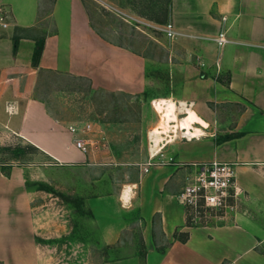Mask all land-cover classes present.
Instances as JSON below:
<instances>
[{
  "label": "crops",
  "instance_id": "crops-1",
  "mask_svg": "<svg viewBox=\"0 0 264 264\" xmlns=\"http://www.w3.org/2000/svg\"><path fill=\"white\" fill-rule=\"evenodd\" d=\"M0 14V87L7 102L0 114L8 129L43 158L35 166L0 165L3 264H37L33 222H43L37 213L40 197L54 192L68 206L75 195L83 196L90 210L87 222H100L98 203L108 216L105 222L111 223L106 225L126 222L136 213L143 222L144 264H264V0H170L167 21L184 35L175 38L182 47L170 42L164 59L103 31L97 0H0ZM222 27L230 41L218 47L212 37ZM38 39L44 44L34 65ZM43 72L70 75L92 89L127 96L163 81L158 97L167 98L155 105L172 101L177 115L168 135L177 125L176 134L183 126L190 137L178 133L166 138L158 153L149 156L172 160L153 163L146 171L131 169L130 179L115 191L106 176L108 188L67 187L56 167L77 165L101 181L99 173L109 162L77 147L74 138L86 141L84 135L70 132L73 123L50 111L39 94ZM212 159L235 162L240 188L235 206L226 209L227 221L188 224L176 194L185 175L196 170L195 163ZM64 208L59 222H70L64 214L71 207ZM111 262L131 264L129 258Z\"/></svg>",
  "mask_w": 264,
  "mask_h": 264
},
{
  "label": "rangeland",
  "instance_id": "rangeland-1",
  "mask_svg": "<svg viewBox=\"0 0 264 264\" xmlns=\"http://www.w3.org/2000/svg\"><path fill=\"white\" fill-rule=\"evenodd\" d=\"M97 2L102 9L101 24L105 27L103 31H113L115 39H121L131 47L144 50L154 59L165 58L170 42L182 47L180 40L176 42V39H170L157 29L137 26L135 21L128 18L131 15L163 24L169 16L170 0ZM40 78L39 94L45 97L48 108L54 115L78 127L88 121L103 129H79L86 138L90 151L101 160L109 162L106 165L108 169L99 173L103 178L101 181L92 179L88 177L87 171L84 172L83 167L77 165L56 167V173L62 178L66 177L67 187L74 188V184L82 191L92 186L108 188L104 179L106 176L115 191L130 179L131 169L139 171L140 166H144L151 152L149 133L162 123L160 113L154 105L159 99L167 98L158 97L166 86L163 81L151 82L148 92L127 96L106 92L100 88L92 89L88 83L70 75L43 72ZM3 95L0 87V107L7 104L2 99ZM153 97L156 98L152 99ZM6 113L9 111L6 110ZM181 118L183 117H180V121ZM4 119L0 114V165H38L43 160L41 153L35 146L9 130ZM181 132L182 129L178 133ZM207 133L205 131L203 134ZM120 161L129 162L125 163L129 166L121 165ZM54 193L40 197L42 206L37 213L43 222H33L37 264H113L111 261L127 258L131 264H144L140 258L144 253V243L140 237L143 222L136 213L127 217L126 222L106 225L108 216L98 203L96 213L100 216V222H87L90 210L84 207L83 196L75 195L68 206L66 200L62 201ZM79 196L81 201L78 200ZM64 204L71 207L64 214L65 219L68 218L70 222H59L62 218L59 214ZM225 211L227 210L202 209L196 212L197 221L192 224L227 221L230 218L225 215ZM77 218L80 221L73 222L78 221ZM110 238L114 239L111 241ZM164 245L166 244L163 242L159 246Z\"/></svg>",
  "mask_w": 264,
  "mask_h": 264
},
{
  "label": "built area",
  "instance_id": "built-area-1",
  "mask_svg": "<svg viewBox=\"0 0 264 264\" xmlns=\"http://www.w3.org/2000/svg\"><path fill=\"white\" fill-rule=\"evenodd\" d=\"M128 18L135 21L137 26L157 29L170 39H175L184 35V33L177 31L170 21L159 24L131 15H129ZM1 19L2 15L0 14V20ZM225 20L226 16L223 15L222 21L225 22ZM225 31V28L222 27L218 33L212 37L218 47L230 41ZM68 128L70 132L76 133L79 129L82 131L89 130L90 124L86 123L81 128L75 124H69ZM74 143L83 151L89 149L87 142L82 139L75 137ZM152 158V156H149V159L144 163L143 170L146 171L148 166L153 163L165 164L172 160L171 157L161 160H151ZM195 165H197L196 170L185 175V182L180 191L176 194L178 201L185 206L190 223L196 220V212L202 209H233L236 196L240 192V188L236 183L235 162L212 159L195 163ZM0 264H2L1 261Z\"/></svg>",
  "mask_w": 264,
  "mask_h": 264
},
{
  "label": "bare ground",
  "instance_id": "bare-ground-1",
  "mask_svg": "<svg viewBox=\"0 0 264 264\" xmlns=\"http://www.w3.org/2000/svg\"><path fill=\"white\" fill-rule=\"evenodd\" d=\"M156 109H158L160 111V115L162 117V123L161 126L158 129H153L150 133H149V138H150V150H151V154L152 156H154L162 147L163 144H165L166 141L171 140V137L173 135H177L176 132L174 131V129H176V127H178L177 125H175V128L173 127L172 129V133H170L168 135L169 129L171 128L170 123L171 121H176L177 119V115H176V106L174 104V102L172 101H164V102H160L157 103L155 105ZM183 118H181L182 122ZM177 124V123H175ZM182 124V123H181ZM192 124H194V121H192ZM174 125V124H173ZM178 132L182 129V131H187V128L184 127L183 130V126L177 128ZM182 135L184 136H188L186 135L184 132H181ZM168 135V136H167ZM190 137V136H188ZM167 138V139H166ZM173 138V137H172ZM166 139V141H165Z\"/></svg>",
  "mask_w": 264,
  "mask_h": 264
},
{
  "label": "trees",
  "instance_id": "trees-1",
  "mask_svg": "<svg viewBox=\"0 0 264 264\" xmlns=\"http://www.w3.org/2000/svg\"><path fill=\"white\" fill-rule=\"evenodd\" d=\"M43 39L36 40L35 47L32 54V64L36 65L38 63V59L40 57L42 48H43ZM16 47V44L14 42V49ZM188 224H191L190 222H187Z\"/></svg>",
  "mask_w": 264,
  "mask_h": 264
}]
</instances>
